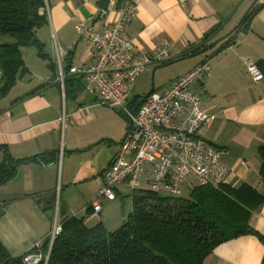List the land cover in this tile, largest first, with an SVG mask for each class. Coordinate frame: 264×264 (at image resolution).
Returning a JSON list of instances; mask_svg holds the SVG:
<instances>
[{
  "label": "crops",
  "instance_id": "crops-1",
  "mask_svg": "<svg viewBox=\"0 0 264 264\" xmlns=\"http://www.w3.org/2000/svg\"><path fill=\"white\" fill-rule=\"evenodd\" d=\"M98 1L48 0L47 22L36 33L44 55L39 56L34 46L22 48L28 74L0 99V164L9 161L14 167L13 176L0 184V242L12 257L40 253L54 222L63 218H83L88 227L102 223L107 232L125 221L124 213L115 219L107 215L111 207L119 206L118 199L125 205L124 186L113 201L102 200L99 213H93L90 203L129 122L125 124L120 116L122 108L97 106L96 94L86 90L84 76L67 78L72 75L69 68L96 58L75 25L84 22L104 31L114 19L111 13L102 14ZM129 1L137 5V14L126 28L133 55L152 53L164 43L165 61L170 62L149 65L125 104L129 101L132 110L140 104L143 96L133 92L140 79L149 80L153 91L161 92L176 78L207 63L208 75L191 89L200 96L203 112L214 119L198 136L222 151V161L230 169L227 186L246 185L264 198V80L254 82L244 63L246 59L264 63V0ZM255 3L262 5L260 10L246 27H239ZM243 4L245 14L239 23L234 16ZM219 25L223 26L219 34L205 41ZM236 28L231 38L207 51L176 59ZM63 113L68 118L66 127L59 122ZM255 205L248 225L264 236V199ZM203 264H264V243L253 235L239 236L218 245Z\"/></svg>",
  "mask_w": 264,
  "mask_h": 264
},
{
  "label": "trees",
  "instance_id": "trees-1",
  "mask_svg": "<svg viewBox=\"0 0 264 264\" xmlns=\"http://www.w3.org/2000/svg\"><path fill=\"white\" fill-rule=\"evenodd\" d=\"M47 1L0 0V99L28 74L21 49L34 46L44 55L36 33L47 22ZM261 6L255 3L239 27H246ZM221 26L207 33L205 41L215 38ZM236 30L203 48L228 40ZM257 67L264 74V63ZM13 168L0 164V184L13 176ZM262 199L246 185H195L186 199L143 189L131 197L132 211L114 232L102 223L88 227L83 218H63L61 232L50 248L49 239L44 240L42 258L35 264H203L218 245L239 236L253 235L264 243V236L248 225L251 210ZM25 257H12L0 242V264H27Z\"/></svg>",
  "mask_w": 264,
  "mask_h": 264
},
{
  "label": "built area",
  "instance_id": "built-area-1",
  "mask_svg": "<svg viewBox=\"0 0 264 264\" xmlns=\"http://www.w3.org/2000/svg\"><path fill=\"white\" fill-rule=\"evenodd\" d=\"M105 13L114 15L109 29L98 31L84 22L75 25L77 34L86 42L95 61L71 67L69 74H82L85 88L96 94L104 107H120L128 118V129L111 164L101 174L100 187L90 203L93 213L101 211L102 200L113 201L120 186L133 197L146 186L154 193L181 195L190 180L194 186L218 189L226 183L230 169L222 161V151L199 138L198 131L208 126L214 116L201 109V98L191 85L208 75L209 65L202 63L176 78L161 92L153 91L142 99L136 109L124 106L136 79L151 64L168 58L165 44L152 53L134 56L126 28L137 14V5L126 0L109 2ZM246 74L254 82L264 80V74L251 59L244 61ZM64 75H61L63 80ZM59 122L66 127L65 113ZM61 232L54 222L47 237L49 248ZM38 245L36 248H39ZM40 253L26 256L27 264H35Z\"/></svg>",
  "mask_w": 264,
  "mask_h": 264
},
{
  "label": "rangeland",
  "instance_id": "rangeland-1",
  "mask_svg": "<svg viewBox=\"0 0 264 264\" xmlns=\"http://www.w3.org/2000/svg\"><path fill=\"white\" fill-rule=\"evenodd\" d=\"M245 6V4H243L238 12L235 14V19H238V22L241 21L242 17L244 16L245 13H241V10L243 9V7ZM245 12V11H244ZM240 23V22H239ZM151 82L147 79H140V82H138L135 86V89L133 92H135L137 95L139 96H145L147 93L150 92L151 90ZM97 101V100H96ZM98 103V102H96ZM99 107H102L101 104L98 103ZM125 106L129 109V110H132V105L131 103L128 101ZM94 112V110H93ZM125 113L121 112L120 116L122 118H125V124L128 123V118L126 116V114L124 115ZM64 149V146L63 144L61 145L60 147V151H63ZM194 186V182L192 180H190L188 182V184L183 188L182 190V193L181 195L178 197V198H188L189 197V193L191 192L192 188ZM144 190L146 191H149V189L144 186L143 188ZM160 196H170L167 192H160L159 193ZM124 201H125V205L121 202V199H118V203H119V206L117 207H111L109 210H108V213L107 215H109L111 217V219H115V217H120L123 215V213L125 214V220H127L128 218V215L131 213L132 211V203H131V197L129 196V192L127 191V189H125V196L123 197ZM123 222V221H122ZM122 224V223H120ZM118 228V227H117ZM112 230H115V229H112ZM114 232V231H112Z\"/></svg>",
  "mask_w": 264,
  "mask_h": 264
},
{
  "label": "water",
  "instance_id": "water-1",
  "mask_svg": "<svg viewBox=\"0 0 264 264\" xmlns=\"http://www.w3.org/2000/svg\"><path fill=\"white\" fill-rule=\"evenodd\" d=\"M110 1H111V0H99V1H98L97 7H98V9L102 12V14H105V12H106V10H107V6H108V4H109ZM222 27H223V26H221V28H222ZM221 28L216 32V34L219 33V32L222 30ZM210 32H212V30H211ZM216 34H215V35H216ZM225 37H226V36H224L222 39H224ZM222 39H220V40H218L217 42H215L214 45L217 44L218 42H220ZM205 43H206V42H205ZM205 43H202V44L198 45V46L195 47L192 51H194V50H198V49H200L199 53H203V52L207 51V50H208V47L203 48V45H204ZM81 76H83V75H82V74H72V75H70V76L67 77V78H75V77H81ZM151 92H153V88H151L150 92L147 93L145 96H143L142 99L146 98ZM7 165L10 166L9 161L7 162Z\"/></svg>",
  "mask_w": 264,
  "mask_h": 264
}]
</instances>
